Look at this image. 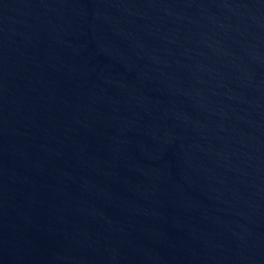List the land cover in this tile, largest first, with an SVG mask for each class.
<instances>
[{"label": "water", "instance_id": "obj_1", "mask_svg": "<svg viewBox=\"0 0 264 264\" xmlns=\"http://www.w3.org/2000/svg\"><path fill=\"white\" fill-rule=\"evenodd\" d=\"M0 264H264V0H0Z\"/></svg>", "mask_w": 264, "mask_h": 264}]
</instances>
